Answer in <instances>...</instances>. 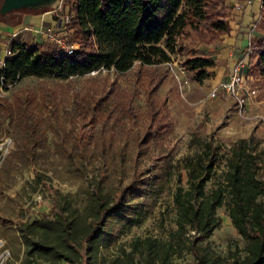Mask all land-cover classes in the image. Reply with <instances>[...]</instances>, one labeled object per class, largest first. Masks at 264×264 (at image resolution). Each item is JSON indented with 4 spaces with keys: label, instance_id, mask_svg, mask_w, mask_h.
<instances>
[{
    "label": "trees",
    "instance_id": "trees-1",
    "mask_svg": "<svg viewBox=\"0 0 264 264\" xmlns=\"http://www.w3.org/2000/svg\"><path fill=\"white\" fill-rule=\"evenodd\" d=\"M227 1L63 0L62 13L69 15L65 23L67 43L77 41L79 47L69 53L42 35L38 41L36 37L31 42L11 40L12 53L0 66V90L29 76L70 78L102 69L124 73L136 62L153 65L170 61L171 54L182 49L185 41L192 45L214 44L232 31ZM47 10H15L0 14V22L18 26L23 14ZM15 18L19 19L12 21ZM253 29L262 35L250 43L254 50L248 55L247 75H264V0ZM186 66L203 82L214 75L211 70L216 62L210 55L193 54ZM156 89L149 94L153 123L147 141L160 136V129L170 123L168 114L161 113L163 104L157 106ZM121 99L113 87L102 94L95 107L106 100L120 104ZM30 112L28 106L0 99V134H12L16 141L24 138L21 155L29 159L47 152L49 130L44 119ZM85 137L82 134L76 138L75 153L87 168L90 160L102 156L103 151L90 150L96 140ZM260 145L255 137L240 138L227 147L213 136L194 135L190 140V146L195 147L192 153L177 160L163 156L164 165L158 172L156 158L146 170L138 171L129 185L111 194L103 187L106 168L95 166V182L86 191L83 211L66 196H55L42 218L18 221L24 255L6 264H93L100 249L109 247L130 223L122 222L125 217L133 219L135 214H144V202L139 199L147 191L163 192L167 181L176 185L173 203L177 229L167 239L151 235L134 238L130 251L123 254V264H176L175 258L185 252L193 255L191 264H264V148ZM42 176L37 173L40 182ZM221 207L245 241L243 254L233 252L223 257L209 243L220 224L217 211Z\"/></svg>",
    "mask_w": 264,
    "mask_h": 264
},
{
    "label": "rangeland",
    "instance_id": "rangeland-1",
    "mask_svg": "<svg viewBox=\"0 0 264 264\" xmlns=\"http://www.w3.org/2000/svg\"><path fill=\"white\" fill-rule=\"evenodd\" d=\"M243 1L246 2L227 1L231 15L234 9L242 7ZM260 2L254 0L253 3L259 11ZM259 17L260 12L257 13ZM51 27H55V35L47 30ZM63 31L56 23L44 22L43 33L39 34L46 33L45 38L52 40ZM31 39V35L23 37L24 41L31 42ZM73 44L79 47L77 41ZM183 45L171 54L168 62L153 65L136 62L124 73L102 69L70 78L29 76L7 90H0V99L28 106L31 115L44 119L49 129L47 152L31 159L21 155L26 143L24 138L16 141L12 134H0V264L23 257L24 245L16 223L42 218L49 212L55 196L59 199L66 196L80 212L83 211L86 191L95 182V166L106 168L103 187L111 194L129 185L133 176L146 170L156 158L158 172L164 165L163 156L177 160L192 153L195 147L190 146V140L194 135L213 136L227 147L240 138L255 137L264 148V75L245 73L256 94L247 96L243 105L225 91L212 97V89L221 81L216 73L200 82L186 66L190 56L204 55L206 49L209 52L210 45H192L188 41ZM0 66H3L1 60ZM155 86L157 106L163 104L161 113L168 114L170 123L166 129H160V136L147 141L145 137L153 123L148 110L149 94ZM113 87L122 96L120 104L116 100L111 103L106 100L95 107L102 94ZM82 134L85 139L93 137L96 140L91 141L90 150L103 151L102 156L90 160L87 168L81 165L83 160L75 153L76 138H81ZM37 173L43 175L41 182ZM175 187L174 181H167L163 192L147 191L148 194L139 199L145 206L142 217L137 214L133 219L125 217L122 222L130 223H126L109 247L100 249L93 264H123V254L130 251V244L136 237L151 235L167 239L170 232L177 229L173 203ZM217 214L221 221L209 239L211 247L223 257L233 252L243 254L245 241L225 208H219ZM193 259L192 254L185 252L174 262L191 264ZM59 264L70 263L61 261Z\"/></svg>",
    "mask_w": 264,
    "mask_h": 264
},
{
    "label": "crops",
    "instance_id": "crops-1",
    "mask_svg": "<svg viewBox=\"0 0 264 264\" xmlns=\"http://www.w3.org/2000/svg\"><path fill=\"white\" fill-rule=\"evenodd\" d=\"M245 2L240 9H234L230 17L232 31L230 34L224 35L222 40L210 45L208 47L209 52L206 49L207 55H210L215 59L217 67L213 73H216V78H220V82L225 81L229 73L232 71L234 65L244 60V72H248L249 68V56L246 55V51L251 41L262 34L259 31L254 30L257 13L260 12L254 6V0L251 3ZM1 2V0H0ZM241 2V3H243ZM260 2V8H261ZM239 6V4H236ZM62 13L61 7L58 10H47L40 13H25L22 15V23L18 26H11L4 22H0V60L2 64L5 62L7 57L6 49L7 45L10 44L13 39H23L27 34L31 35L32 38L40 36L39 31L43 28L44 22H52L59 24L61 18L65 16ZM53 18H56L53 20ZM26 33V34H25ZM17 34L16 37H14ZM45 38L46 35L44 34ZM219 82V83H220ZM218 83V84H219Z\"/></svg>",
    "mask_w": 264,
    "mask_h": 264
},
{
    "label": "built area",
    "instance_id": "built-area-1",
    "mask_svg": "<svg viewBox=\"0 0 264 264\" xmlns=\"http://www.w3.org/2000/svg\"><path fill=\"white\" fill-rule=\"evenodd\" d=\"M248 3H251V0L247 1ZM63 5V0L61 1V6ZM60 6V7H61ZM69 20V15H65L63 16V18H61L60 23L57 24L58 28H63L64 31L61 34H56L57 38H52V40L54 42H56L58 44V46L60 48H62V50L67 51L69 53H73L75 48V45L72 44H68L66 42L67 40V31L65 30V23ZM50 32V35H55V27H51L47 29ZM42 32V29L39 31V33ZM43 33V32H42ZM46 34V33H44ZM42 34V36L44 35ZM17 34L14 36L16 37ZM253 47H251V45H249L247 51H246V55H249L253 52ZM12 53L11 48L9 45H7V49H6V54L7 56L10 55ZM5 63V62H4ZM3 63V64H4ZM243 67H244V60L242 59L241 61L237 62L232 71L229 73L228 78L225 81L220 82L216 87H214L210 93V95L212 97L217 96V93L220 91H225L228 94L233 95L234 97H236L238 99V101L241 103V105L244 104L246 97L249 95H253L256 94V90L253 89L249 82L247 81V75H245V72H243Z\"/></svg>",
    "mask_w": 264,
    "mask_h": 264
},
{
    "label": "water",
    "instance_id": "water-1",
    "mask_svg": "<svg viewBox=\"0 0 264 264\" xmlns=\"http://www.w3.org/2000/svg\"><path fill=\"white\" fill-rule=\"evenodd\" d=\"M62 0H2L0 14L7 15L20 9L58 10Z\"/></svg>",
    "mask_w": 264,
    "mask_h": 264
}]
</instances>
